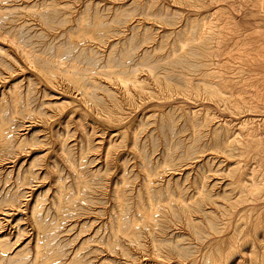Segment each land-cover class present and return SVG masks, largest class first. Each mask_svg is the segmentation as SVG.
I'll return each mask as SVG.
<instances>
[{"label": "rangeland", "instance_id": "1", "mask_svg": "<svg viewBox=\"0 0 264 264\" xmlns=\"http://www.w3.org/2000/svg\"><path fill=\"white\" fill-rule=\"evenodd\" d=\"M204 2L0 0V264H264V0Z\"/></svg>", "mask_w": 264, "mask_h": 264}, {"label": "bare ground", "instance_id": "2", "mask_svg": "<svg viewBox=\"0 0 264 264\" xmlns=\"http://www.w3.org/2000/svg\"><path fill=\"white\" fill-rule=\"evenodd\" d=\"M210 1H212V2H214V1H216V0H210ZM261 2V1H260ZM184 4L185 5H187V6H191V7H194V8H200L201 6H204L205 5V2H204V0H184ZM264 4V3H263ZM260 5H261V3H260ZM264 6V5H263ZM264 8V7H263ZM203 19V18H202ZM200 26V30L198 31V33H197V38L196 39H200V40H203V39H206L207 37H209L210 39L211 38H214V33L216 32L217 33V31H213V33L210 31V33H208V29L206 28V22H203V23H201V25H199ZM210 29V28H209ZM207 34H209V35H207ZM230 38V37H229ZM217 45H218V42H217ZM214 47V46H213ZM211 48V47H210ZM215 52V51H214ZM209 53H211L210 52V50H209ZM208 53V54H209ZM208 56V55H207ZM121 80L123 81V82H125L126 81V79L124 78H121ZM9 206H13V204H11V203H9L8 204ZM1 207V206H0ZM11 208V207H10ZM2 228V227H1ZM0 228V229H1ZM37 233H38V235L39 234H41V231H40V229H38L37 230ZM39 248H40V245H39V243H37V248H36V257H38L39 256ZM1 254H2V251L0 250V256H1Z\"/></svg>", "mask_w": 264, "mask_h": 264}]
</instances>
